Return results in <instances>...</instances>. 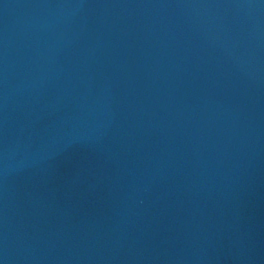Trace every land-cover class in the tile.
Here are the masks:
<instances>
[{"label":"water","instance_id":"1","mask_svg":"<svg viewBox=\"0 0 264 264\" xmlns=\"http://www.w3.org/2000/svg\"><path fill=\"white\" fill-rule=\"evenodd\" d=\"M0 264H264V0H0Z\"/></svg>","mask_w":264,"mask_h":264}]
</instances>
